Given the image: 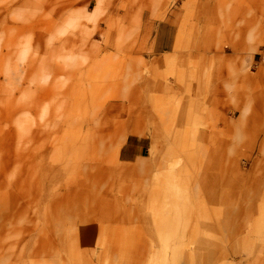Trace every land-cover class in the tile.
<instances>
[{
    "label": "rangeland",
    "instance_id": "374dc122",
    "mask_svg": "<svg viewBox=\"0 0 264 264\" xmlns=\"http://www.w3.org/2000/svg\"><path fill=\"white\" fill-rule=\"evenodd\" d=\"M15 3L0 264H264V0Z\"/></svg>",
    "mask_w": 264,
    "mask_h": 264
},
{
    "label": "crops",
    "instance_id": "0c3cea01",
    "mask_svg": "<svg viewBox=\"0 0 264 264\" xmlns=\"http://www.w3.org/2000/svg\"><path fill=\"white\" fill-rule=\"evenodd\" d=\"M38 1L39 0H9V1H7L5 4L0 6V27L3 28V27L7 26V25H5L6 23L4 22L3 14L5 13V11H8L10 9L12 3L16 2L15 3L16 5H14V6H20L21 7L24 5V6L28 7L30 4H36ZM99 4L100 3H98V6H97L98 11L100 10ZM35 7H36V5H35ZM4 17H5V14H4ZM25 27H26V24H25ZM170 36H171V34H170ZM170 38H167V36H166V39H168L166 42L168 44V47H166V50L172 49L173 41H172V39L170 40ZM150 47L151 48L153 47L152 49H155L156 45L154 43H152V45ZM135 156L136 155L132 153V147L130 146V144H126L124 147H122V149L120 151V157H122L123 160H125V161L131 160Z\"/></svg>",
    "mask_w": 264,
    "mask_h": 264
},
{
    "label": "built area",
    "instance_id": "2783aa9c",
    "mask_svg": "<svg viewBox=\"0 0 264 264\" xmlns=\"http://www.w3.org/2000/svg\"><path fill=\"white\" fill-rule=\"evenodd\" d=\"M260 59L264 61V46H262L259 50Z\"/></svg>",
    "mask_w": 264,
    "mask_h": 264
},
{
    "label": "bare ground",
    "instance_id": "6f19581e",
    "mask_svg": "<svg viewBox=\"0 0 264 264\" xmlns=\"http://www.w3.org/2000/svg\"><path fill=\"white\" fill-rule=\"evenodd\" d=\"M156 42V41H155ZM166 45V44H165ZM153 48V47H152Z\"/></svg>",
    "mask_w": 264,
    "mask_h": 264
}]
</instances>
